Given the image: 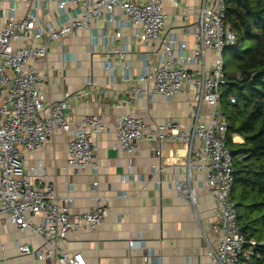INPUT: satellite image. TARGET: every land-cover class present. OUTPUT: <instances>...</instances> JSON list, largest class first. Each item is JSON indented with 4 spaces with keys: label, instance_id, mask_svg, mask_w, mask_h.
Instances as JSON below:
<instances>
[{
    "label": "built area",
    "instance_id": "1",
    "mask_svg": "<svg viewBox=\"0 0 264 264\" xmlns=\"http://www.w3.org/2000/svg\"><path fill=\"white\" fill-rule=\"evenodd\" d=\"M167 3L175 7L182 5L179 0H57V10L64 12L65 19L48 30L40 27L32 12L15 18L13 6L6 10V22L0 27V215L7 216L19 230L36 235L45 247L41 253L26 244L18 245L20 254H34L38 260L55 258L58 264H86L80 252L68 255L60 245L70 232L82 226L94 230L108 215L106 207L97 206L75 214L72 220V199L66 197L67 203L62 204L53 183L43 189L33 187L25 176L22 155L24 151L42 147L55 128L65 131L73 128V137L66 145L67 166L74 173L88 167L94 172L97 170L90 137L107 129V124L100 115H85L75 120L70 112L64 113L71 98L68 93L59 100H47L36 87L40 80L36 63L46 56L52 42L74 34L88 26L91 20H100L104 15L108 22L116 21L114 39L121 38L123 22L114 16V10L119 9L125 22L135 28L139 42L151 47L152 55L158 57L156 63L155 58L152 62L143 60L142 75L138 80L151 78V93L167 101L186 86H191L195 89L196 100L195 105L189 104L190 130L173 122L149 125L138 114L123 113L112 123L120 150L135 154L137 143L148 139L153 144L154 155L159 156L162 141L184 142L183 162L168 165L173 170L171 184L175 192L187 202L196 219L201 187L216 205L217 220L210 226V231L216 235L215 246L208 243L207 259L203 264H256L258 243L241 232L236 203L231 197L233 159L225 143L228 125L220 107L222 87L227 83L222 51L237 41L225 22L226 0H201L199 8L189 10L195 17L192 26L196 42L190 58L199 66V76L176 62L175 48L183 49L185 44L177 42L172 35L163 34ZM68 6L76 9H73L74 14L66 16ZM25 37L39 39L40 43L23 46L20 42ZM116 51L122 55L126 49L124 46L120 50L113 49ZM209 52H213V63L206 71L205 57ZM105 68L112 70L108 64ZM125 68L129 70L128 66ZM86 84L91 87L92 80ZM101 94L102 90H97L95 98L99 99ZM229 101L234 103V97L231 96ZM127 102L132 103V100ZM201 104L210 110L206 121L201 119ZM165 167L151 166L157 173ZM178 171L183 174L181 178H178ZM197 173L201 174L200 180ZM34 219L38 221L34 222ZM128 245L130 248L141 247L139 240H129Z\"/></svg>",
    "mask_w": 264,
    "mask_h": 264
},
{
    "label": "crops",
    "instance_id": "2",
    "mask_svg": "<svg viewBox=\"0 0 264 264\" xmlns=\"http://www.w3.org/2000/svg\"><path fill=\"white\" fill-rule=\"evenodd\" d=\"M179 1V7L170 3L164 6L163 34L185 44L183 49L176 46V62L199 76L200 68L190 58L196 42L192 26L195 17L189 10L199 8L201 0ZM56 4L57 0H0V27L6 22L9 6L15 8V18L32 12L43 29L56 27L65 19ZM73 9L76 8L68 6L65 15L74 14ZM114 16L123 22L121 38L114 39L116 21L108 22L104 15L74 34L52 42L46 56L36 63L40 79L36 87L47 100H59L68 93L71 98L64 113L70 112L75 120L100 115L107 124V129L90 137L97 170L88 167L74 173L66 163V145L74 129L55 128L42 147L23 152L25 176L36 189L55 184L62 204L70 197L72 220L75 214L97 206L107 208V217L96 229L82 226L70 232L60 245L68 255L80 252L86 264H203L208 243L215 246L216 235L210 226L217 220L216 205L201 187L196 219L187 202L175 192L171 184L173 170L168 165L183 162L184 142L166 139L159 144L160 155L155 156L153 144L144 139L137 143L135 154H128L120 150L112 125L123 113L131 111L149 125L173 122L190 130L189 104H196L195 89L186 86L171 101L152 94V79L138 78L142 75L143 60L152 62L155 58L156 63L158 57L152 55L151 47L139 42L135 28L125 22L119 9L114 10ZM38 43L39 39L27 37L20 42L23 46ZM123 46L124 54L113 52ZM212 63L213 52H209L205 57L206 71ZM106 64L112 67L111 71L105 68ZM89 79L91 87L86 84ZM97 90H102L99 99L95 98ZM200 108L201 119L206 121L210 110L205 104ZM233 139L242 142L240 137ZM154 165L166 167L157 173V169L151 168ZM177 175L183 176L179 171ZM196 177L200 180L201 174ZM129 240H139L141 247L130 248ZM22 244L41 253L45 249L36 235L19 230L7 216L0 215V264H58L55 258L38 260L34 254H20L18 245Z\"/></svg>",
    "mask_w": 264,
    "mask_h": 264
},
{
    "label": "trees",
    "instance_id": "3",
    "mask_svg": "<svg viewBox=\"0 0 264 264\" xmlns=\"http://www.w3.org/2000/svg\"><path fill=\"white\" fill-rule=\"evenodd\" d=\"M225 22L237 37L233 51L242 52L220 98L233 159L231 197L241 232L258 243L256 264H264V0H226Z\"/></svg>",
    "mask_w": 264,
    "mask_h": 264
},
{
    "label": "rangeland",
    "instance_id": "4",
    "mask_svg": "<svg viewBox=\"0 0 264 264\" xmlns=\"http://www.w3.org/2000/svg\"><path fill=\"white\" fill-rule=\"evenodd\" d=\"M241 53H242L241 51H233L232 47H226L225 49H223L222 59H223L225 72L227 73L235 72L236 70L235 61L241 56Z\"/></svg>",
    "mask_w": 264,
    "mask_h": 264
}]
</instances>
